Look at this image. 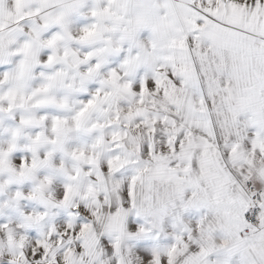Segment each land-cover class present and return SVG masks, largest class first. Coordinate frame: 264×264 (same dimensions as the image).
Masks as SVG:
<instances>
[{
    "label": "rangeland",
    "instance_id": "obj_1",
    "mask_svg": "<svg viewBox=\"0 0 264 264\" xmlns=\"http://www.w3.org/2000/svg\"><path fill=\"white\" fill-rule=\"evenodd\" d=\"M259 1L0 0V264L11 219L77 264L139 259L173 220L242 232L244 183L264 188ZM237 240L231 263L264 264V217Z\"/></svg>",
    "mask_w": 264,
    "mask_h": 264
},
{
    "label": "crops",
    "instance_id": "obj_2",
    "mask_svg": "<svg viewBox=\"0 0 264 264\" xmlns=\"http://www.w3.org/2000/svg\"><path fill=\"white\" fill-rule=\"evenodd\" d=\"M258 7L259 11L255 8ZM254 11L257 12L252 15L250 22V32L257 37L264 38V0H260L254 4ZM11 19V15H5L3 12L0 14V29L8 26L9 22L7 20ZM139 67L138 80L140 82H149L150 78L147 79L148 74H145L146 68L142 67L140 64L136 66ZM146 69V70H144ZM162 71H165L164 67H161ZM163 75V74H162ZM252 181V180H251ZM248 209L250 207L249 202ZM182 209L188 215V202L184 199L181 202ZM243 212L242 220V232L238 233L234 230L237 235H228V230L225 231L223 235H220V240L218 241V236L209 235L205 238L206 233L204 229L205 219H196V224L191 225L193 222H188L187 225L185 220H173L170 222L171 225L175 223L176 226L180 227V230L176 228L169 227L166 230V234L161 235L163 239L160 241L153 240L152 238L146 242L143 246L145 255L138 258L130 259L128 264H205L206 260L212 258H218V262L214 264H233L229 260L232 258L230 253V242L236 239H242L243 235H249L250 229L248 228V223L245 219V213ZM211 214V210L208 211ZM199 214V213H198ZM209 221V219L207 220ZM8 225L5 226V260L6 264H77L76 263V253L62 251L60 235L45 234L43 233L40 237L43 239L42 247L37 246L36 249L29 248L26 250L24 243L19 242L18 224L14 225L13 220H8ZM165 233V232H164ZM243 233V235H242ZM232 239V240H231ZM237 240V241H238ZM236 241V242H237ZM235 243V242H234ZM251 243V240L249 244ZM30 245V244H29ZM19 247L17 251L15 248ZM247 246H245L246 248ZM253 247L249 245V248L244 249L249 255H252ZM141 256V255H140ZM125 264V260L121 262Z\"/></svg>",
    "mask_w": 264,
    "mask_h": 264
},
{
    "label": "built area",
    "instance_id": "obj_3",
    "mask_svg": "<svg viewBox=\"0 0 264 264\" xmlns=\"http://www.w3.org/2000/svg\"><path fill=\"white\" fill-rule=\"evenodd\" d=\"M244 185L248 194V202L250 205L249 209L245 213V219L248 223V228L254 229L264 217V208L262 206L264 188L256 185L251 180H247Z\"/></svg>",
    "mask_w": 264,
    "mask_h": 264
}]
</instances>
